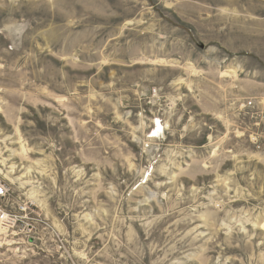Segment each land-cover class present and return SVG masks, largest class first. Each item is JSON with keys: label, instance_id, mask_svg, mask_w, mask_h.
<instances>
[{"label": "rangeland", "instance_id": "1", "mask_svg": "<svg viewBox=\"0 0 264 264\" xmlns=\"http://www.w3.org/2000/svg\"><path fill=\"white\" fill-rule=\"evenodd\" d=\"M0 174V264H264V0H0Z\"/></svg>", "mask_w": 264, "mask_h": 264}, {"label": "built area", "instance_id": "2", "mask_svg": "<svg viewBox=\"0 0 264 264\" xmlns=\"http://www.w3.org/2000/svg\"><path fill=\"white\" fill-rule=\"evenodd\" d=\"M157 90H153V95ZM0 174V239L12 238L14 244H49V238L63 246L59 227L37 212L21 193H15L5 177Z\"/></svg>", "mask_w": 264, "mask_h": 264}, {"label": "bare ground", "instance_id": "3", "mask_svg": "<svg viewBox=\"0 0 264 264\" xmlns=\"http://www.w3.org/2000/svg\"><path fill=\"white\" fill-rule=\"evenodd\" d=\"M157 95H158V94H157ZM157 95H156V96H157ZM23 152H26V151H23ZM9 174H11V172H9ZM34 195H35V194H34ZM0 240H1V239H0Z\"/></svg>", "mask_w": 264, "mask_h": 264}]
</instances>
